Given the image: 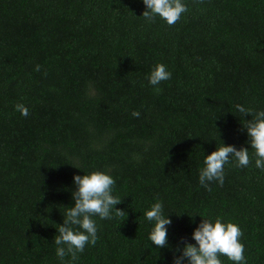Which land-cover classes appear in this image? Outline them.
<instances>
[{
    "label": "trees",
    "instance_id": "16d2710c",
    "mask_svg": "<svg viewBox=\"0 0 264 264\" xmlns=\"http://www.w3.org/2000/svg\"><path fill=\"white\" fill-rule=\"evenodd\" d=\"M183 3L169 26L146 21L142 0H0V264H173L202 218L238 225L246 264H264L254 150L222 186L199 183L216 147L250 148L235 105L264 111V0ZM156 64L171 72L159 93ZM93 171L115 179L126 217H93L95 246L61 261L73 176ZM157 201L171 220L159 249L144 215Z\"/></svg>",
    "mask_w": 264,
    "mask_h": 264
},
{
    "label": "clouds",
    "instance_id": "9594fccd",
    "mask_svg": "<svg viewBox=\"0 0 264 264\" xmlns=\"http://www.w3.org/2000/svg\"><path fill=\"white\" fill-rule=\"evenodd\" d=\"M142 3L146 10L141 15L146 21L153 22L159 17L169 26L175 25L188 11L183 0H142ZM34 70L39 71L40 66L36 65ZM147 79L154 91L159 93L161 89L158 86L161 82L171 79V72L164 64H156ZM15 108L22 116L29 115L28 108L23 104H17ZM235 109L243 117H251L245 120L242 128L247 133L250 148L241 147L238 150L232 145L222 143L204 157V167L199 172V183L209 191L211 182L223 185L224 167L232 159L237 167L246 168L250 165L249 149L254 150L255 167L264 170V111H254L239 104L235 105ZM131 115L137 119L140 117L139 111H133ZM73 183L75 190L71 197L74 205L67 208L63 224L56 227L58 235H55L54 239L57 245L56 255L61 261L66 255L75 260L77 253H82L87 245L95 246L98 236L97 224L93 217L112 219L113 213L126 217L123 210L114 207L122 203V199L113 195L116 181L111 175L93 171L82 176L74 175ZM144 215L149 222H153L148 237L151 244L157 249L168 247L167 226L171 224V220L164 214L162 203L157 201L152 204ZM242 236L241 228L234 223H225L219 218L214 221L202 218L191 234L195 244L183 242L182 248L177 249L181 254L174 255L173 264H183L185 259L187 264H223L221 256L226 257L232 264H246Z\"/></svg>",
    "mask_w": 264,
    "mask_h": 264
}]
</instances>
